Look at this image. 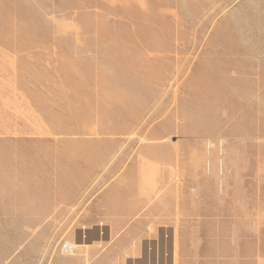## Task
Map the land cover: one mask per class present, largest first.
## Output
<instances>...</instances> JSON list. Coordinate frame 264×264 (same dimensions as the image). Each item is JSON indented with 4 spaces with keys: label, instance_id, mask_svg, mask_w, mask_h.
<instances>
[{
    "label": "rangeland",
    "instance_id": "obj_1",
    "mask_svg": "<svg viewBox=\"0 0 264 264\" xmlns=\"http://www.w3.org/2000/svg\"><path fill=\"white\" fill-rule=\"evenodd\" d=\"M12 135L41 137L22 182L81 186L0 189V264H180L191 245L222 264L236 228L264 264V0H0V137ZM123 189L138 213L111 211ZM111 223L109 240L76 241ZM127 242L142 260L125 259Z\"/></svg>",
    "mask_w": 264,
    "mask_h": 264
},
{
    "label": "crops",
    "instance_id": "obj_2",
    "mask_svg": "<svg viewBox=\"0 0 264 264\" xmlns=\"http://www.w3.org/2000/svg\"><path fill=\"white\" fill-rule=\"evenodd\" d=\"M24 138L29 137H15V135H12L11 137H0V189L5 190H13L12 192L6 191V194H15V195H37L39 193H36L34 191H29L27 189H48V188H56V187H67V186H81L76 184H71L70 182L67 184H62L59 180H44L43 181H35L28 184H25L22 182L19 177H16L15 170L17 167H21L24 163L27 164V161H30V156H33L34 159L38 153L34 154H24V151H29L30 146H33L34 150H39L36 145L41 144L38 140H40L41 137L33 138L34 144L29 142L28 140H24ZM44 139H51V137H43ZM38 146V145H37ZM27 160V161H26ZM35 160V159H34ZM33 161V160H32ZM40 165H47L46 164H40ZM149 167L145 166L143 164L142 171L148 172ZM176 170V169H175ZM148 175V174H145ZM170 177V176H169ZM166 179V177H165ZM163 184V182H162ZM164 185V184H163ZM88 186V185H87ZM112 191L116 187V184H112ZM146 188H148L146 186ZM150 190L144 191V194H149ZM114 193V192H113ZM176 193V186L171 185L167 188V191L165 192V196L163 197L164 203L166 197L174 196ZM128 191L118 190L116 192L115 196L111 200V206L110 209L112 212H115L117 215H127L131 216L132 214L138 213L141 209L142 204L138 202L129 203L127 199ZM171 202L173 198H170ZM162 200V201H163ZM159 206V205H158ZM37 218H48V216H42ZM111 228L108 227L106 231V235L102 236V228L100 225H94L93 227H90L86 229V231H83L82 229L79 230V234L77 236L78 242L86 241L87 243H92L93 241L97 240H109L110 235L116 236L119 234V231L116 230L114 223H111ZM224 231V230H223ZM86 233L87 237L83 238V233ZM134 232L133 228H129L126 235L130 236ZM197 234V233H196ZM223 236H225V232L222 233ZM228 239L225 241L223 240L221 244V249L217 250L216 253H218V257L222 259V264H254L255 260L257 259V251L254 250H247V247L243 246V238L245 237V231H243L240 228H236L233 232L227 235ZM254 243H256V240H254ZM92 246V244L90 245ZM226 247V248H225ZM92 248V249H91ZM199 249H195V245H191V249L186 250L183 246H181L180 254H179V262L180 264H200L199 260L201 258H204L205 254L209 252H215L212 248L207 247H200ZM83 251H86L87 249H82ZM118 248H116V251ZM261 250V249H260ZM88 254L92 255L96 249L94 247H90L88 249ZM125 252V259L128 257H138V261L142 260L144 257V250L140 249L138 246L135 247L132 243L127 242L126 250ZM249 252V254H248ZM118 255H120L119 252H117ZM142 253V254H141ZM142 255V256H141ZM120 257V256H118ZM140 257V258H139ZM190 258V259H189ZM248 258L250 259V263H248ZM72 259V258H71ZM79 259H82V261L85 259V257L81 256ZM118 259L121 258H115L110 261H107V264H120L118 262ZM173 263L176 264L174 259ZM86 261V260H85ZM226 261V262H225ZM254 261V262H251ZM125 264H131L129 261H127Z\"/></svg>",
    "mask_w": 264,
    "mask_h": 264
},
{
    "label": "bare ground",
    "instance_id": "obj_3",
    "mask_svg": "<svg viewBox=\"0 0 264 264\" xmlns=\"http://www.w3.org/2000/svg\"><path fill=\"white\" fill-rule=\"evenodd\" d=\"M78 243H74V242H66L63 245V250L67 253H73L74 249L78 247L77 245ZM173 254V253H172ZM169 259V258H168ZM173 261V260H172Z\"/></svg>",
    "mask_w": 264,
    "mask_h": 264
},
{
    "label": "water",
    "instance_id": "obj_4",
    "mask_svg": "<svg viewBox=\"0 0 264 264\" xmlns=\"http://www.w3.org/2000/svg\"><path fill=\"white\" fill-rule=\"evenodd\" d=\"M86 237H87V235H86Z\"/></svg>",
    "mask_w": 264,
    "mask_h": 264
}]
</instances>
